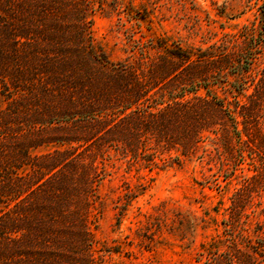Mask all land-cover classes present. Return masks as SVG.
<instances>
[{
  "label": "trees",
  "instance_id": "16d2710c",
  "mask_svg": "<svg viewBox=\"0 0 264 264\" xmlns=\"http://www.w3.org/2000/svg\"><path fill=\"white\" fill-rule=\"evenodd\" d=\"M94 2L0 0V94L10 100L0 111V264L91 263L90 211L111 151L151 168L192 159L206 141L252 161L264 152L252 136L263 132L264 64L252 87L247 77L264 53V0L240 52L159 45L156 59L128 64L94 52ZM229 261L258 264L240 250Z\"/></svg>",
  "mask_w": 264,
  "mask_h": 264
},
{
  "label": "rangeland",
  "instance_id": "374dc122",
  "mask_svg": "<svg viewBox=\"0 0 264 264\" xmlns=\"http://www.w3.org/2000/svg\"><path fill=\"white\" fill-rule=\"evenodd\" d=\"M93 1L86 12L93 50L114 64L156 59L159 45L195 56L240 52L246 29L251 34L258 28L261 2ZM263 64L264 53L247 76L250 87ZM9 102L0 94V111ZM261 128L252 136L264 143V110ZM221 151L206 141L194 158L154 168L111 151L100 163L102 180L90 211V264H231L230 254L239 250L264 264V152L256 151L252 161ZM239 198L241 211L233 206Z\"/></svg>",
  "mask_w": 264,
  "mask_h": 264
}]
</instances>
